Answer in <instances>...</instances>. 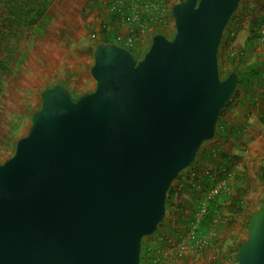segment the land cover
Listing matches in <instances>:
<instances>
[{
	"label": "water",
	"instance_id": "95a60500",
	"mask_svg": "<svg viewBox=\"0 0 264 264\" xmlns=\"http://www.w3.org/2000/svg\"><path fill=\"white\" fill-rule=\"evenodd\" d=\"M241 0H180L175 31L142 56L93 48L92 90L41 91L26 135L0 163V264H141L167 193L212 139L241 81L219 49ZM239 264H264V205L250 216Z\"/></svg>",
	"mask_w": 264,
	"mask_h": 264
},
{
	"label": "rangeland",
	"instance_id": "374dc122",
	"mask_svg": "<svg viewBox=\"0 0 264 264\" xmlns=\"http://www.w3.org/2000/svg\"><path fill=\"white\" fill-rule=\"evenodd\" d=\"M247 1L244 0L243 5ZM84 4L85 0H55L40 20L24 51L10 63L3 78V90L0 95V163L14 153L18 139L27 134L32 114L40 108L42 103L41 91L56 84L57 81L54 82V79L56 80L58 76H71L70 71L67 68L66 71L64 66L71 67L79 59H86V56L91 58L92 62L94 61V56L90 52L91 46L95 42L92 33L100 21L101 15L98 8L93 5L88 4L85 9H82ZM242 9L243 6L238 10L236 18L241 16ZM174 31L175 25L171 20L167 34L172 35ZM147 49L138 50L137 54L142 56ZM45 68L47 70L43 72ZM49 78L51 82L46 83ZM88 84L82 81L81 87L85 86L87 91L92 90L96 85L95 79L93 78ZM70 86L73 88V85ZM243 90L245 89L242 85L232 104L238 103V97L241 96ZM81 93L83 92L80 89L73 90V94ZM213 140H207L204 146H210ZM197 167V165H193L184 169L179 178L173 181V189L177 187L181 179L186 180L188 174ZM258 174L259 171L251 172L247 178L249 192L245 197L243 209L245 212L264 204V184ZM192 194V191L183 187L177 203L180 200L185 201ZM171 206V204L166 206L164 224L154 234H159L164 230L169 224V217L175 215L172 213ZM234 221L233 224H229L228 221L225 222L222 219L218 227H210L212 231L210 241L213 247L210 250L211 254L198 253L195 259L204 260V264H239L235 259L237 244H233L235 248L231 250L232 243L238 242V240H232V237L240 227V238L244 240L247 237L249 219L241 212ZM154 234L143 238V247L150 241H154L156 247L153 254L161 255V252L166 249L165 245L168 244L160 242V234L159 236ZM167 259L173 264L188 263L181 262L179 256L175 253L172 254L171 251L168 253Z\"/></svg>",
	"mask_w": 264,
	"mask_h": 264
},
{
	"label": "crops",
	"instance_id": "0c3cea01",
	"mask_svg": "<svg viewBox=\"0 0 264 264\" xmlns=\"http://www.w3.org/2000/svg\"><path fill=\"white\" fill-rule=\"evenodd\" d=\"M88 4L96 8L95 1L91 3V0H85L82 9H85V6ZM252 22L257 23L255 27L257 39L253 47H248L246 49L244 56L248 73L250 74L253 71L254 79L253 77L249 78V81L244 83L243 86L245 90H243L241 96L238 97V103L231 104L226 111L224 122L228 129V134L222 133V137L219 136L213 140V143L220 145L221 150L227 151L233 155H239L240 158L238 161L230 162L228 168H226L223 173H220L219 170H215V166L213 165H207V168L198 166L188 174L186 180L181 179L179 181L178 184H183L184 187L192 191L193 194L192 196L190 195V198H186L185 201L180 200L181 203H177L180 195H178V197L172 196L171 208L172 213L175 215L169 217L168 226L159 233L160 242L168 244L165 246L170 250L177 248L180 242L187 237L190 227L197 220L203 206L206 207L209 203L208 201L212 197L216 195L229 197L234 194L236 184L238 183V176L245 180L244 186H249L247 182L248 176H250L251 172L259 171L260 164L264 163V0H248L244 3L241 16L237 17L230 24V29L237 31L233 42H231V47L240 48L245 45ZM113 24L115 25L114 22ZM115 26L117 27V25ZM153 35H149L150 41ZM109 36L113 37L114 35L109 34ZM99 38L100 35H98L97 41H99ZM148 40L149 39H146V41ZM147 47V42H144L141 46L136 45L134 48L143 51ZM92 63L91 58L86 56V59H79L78 62L72 64L71 67L65 65V70L67 71L68 69L71 76H58L56 80L54 79V82L63 83L72 93L74 89H80L82 92H85L87 90H85V86L81 87V83L83 81L88 84L93 79L92 74L89 73ZM45 70H47V68H45L43 72H45ZM47 82H51L50 78L46 83ZM70 85H73V88H71ZM207 175L212 179V182L208 186L203 183V179ZM217 186H221L220 192L210 196L209 193L211 190ZM229 203V198L221 201L220 210H218V213L212 219V224L206 225L202 223V215L200 216L201 233L210 240L212 235L210 227H218L222 219L226 222L233 218L232 214L229 213ZM241 212L242 214L246 213L245 210ZM224 214L226 215L224 216ZM238 215L235 219L238 218ZM239 229L241 230V227L238 228L236 234L233 235V237L236 236L238 242L242 240L240 238L241 231ZM159 234L156 233L154 235L159 236ZM233 237L232 240H234ZM212 241L214 240L212 239ZM155 244L154 241H150L143 247L145 259H152L156 247ZM233 244L234 243H232L231 250L235 248ZM212 248L211 246L210 248L200 251L188 250L181 259V262H188L185 264H204V260H197L195 256L203 252L204 254H211L210 250ZM167 261L170 262L169 260ZM194 261H196V263H193Z\"/></svg>",
	"mask_w": 264,
	"mask_h": 264
},
{
	"label": "trees",
	"instance_id": "16d2710c",
	"mask_svg": "<svg viewBox=\"0 0 264 264\" xmlns=\"http://www.w3.org/2000/svg\"><path fill=\"white\" fill-rule=\"evenodd\" d=\"M55 0H0V95L3 90V78L6 75V72L9 69V65L12 61L17 59V56L20 55L30 40L31 36L33 35L37 25L39 24L40 20L43 18L45 13L47 12L48 8ZM96 2V0H91V3ZM244 0H241V3L237 10L231 16L229 20L224 34L222 43L219 49V67L220 73L223 77L228 76V74L235 70L241 76V81L238 85L237 91L235 95L229 100L226 104L225 108L222 111V114L219 118L217 124V130L215 136L212 138L215 139L216 137L223 136L222 133L228 134V129L226 128V124L224 122V115L227 109L231 106L233 99L238 95V90L240 86L247 83L249 78L254 79V72L248 73L246 67V60L244 56V52L248 47H253L256 43L257 34H255V27L257 25L256 22L251 23L249 34L246 38L245 45L237 48L231 47V42H233L237 31H233L230 29V24L236 19V14L239 9L242 8ZM174 21V20H173ZM162 33L167 34V31H163ZM168 35V34H167ZM113 37L107 36L102 32L100 34L99 41L95 40V43L92 44L90 52L93 54V48L99 42L102 41H113ZM149 47V46H148ZM147 47V48H148ZM146 48V49H147ZM129 49L138 55V50L134 47H129ZM139 56V55H138ZM250 75V77H249ZM76 95V94H74ZM206 141L203 142L201 145L196 158L190 164V167L193 165L200 166L201 168H207V165L215 166V170H219L220 173L225 172V169L228 168V164L233 161L239 160V155H233L227 151H223L220 149V145L216 143H212L210 146L205 147ZM186 169V168H185ZM183 171V170H182ZM181 171V172H182ZM181 172L175 178H179ZM259 178L261 179L262 183L264 184V163L260 164L259 168ZM212 182L210 176H206L203 179V183L208 186ZM245 180L238 176V183L236 184L235 193L228 196H214L208 202L205 211L202 214V223L209 225L212 224V219L220 210L221 201L226 199H230V203L228 205L229 213L232 214L233 218L228 220L229 224H233L235 221V217L241 213L244 209L245 204V197L249 192V186H244ZM174 194V189L171 185L166 199V206L171 204L172 196ZM264 205V204H261ZM260 205V206H261ZM253 208L245 213V216L249 219L251 214L257 209ZM196 211V210H195ZM198 212V211H197ZM164 223L161 224L159 229L163 226ZM249 225V224H248ZM231 226V225H230ZM158 229V230H159ZM157 230V231H158ZM234 240H237L236 236L233 237ZM244 240L239 242H234L237 244L236 253L240 245ZM144 248L142 246V252ZM234 250V249H232ZM154 255V254H153ZM235 259H237V255H235ZM163 261V260H162ZM167 264V262H163ZM141 264H154L153 258L152 259H145L144 254H141ZM168 264H171L168 262Z\"/></svg>",
	"mask_w": 264,
	"mask_h": 264
},
{
	"label": "built area",
	"instance_id": "2783aa9c",
	"mask_svg": "<svg viewBox=\"0 0 264 264\" xmlns=\"http://www.w3.org/2000/svg\"><path fill=\"white\" fill-rule=\"evenodd\" d=\"M178 1L180 0H96V7L101 17L94 28L92 38L97 39L98 35L104 32L107 36L113 34L114 42L128 48L141 46L144 42H147L149 46L151 35L168 30L173 20L172 7ZM146 39H149V42ZM183 187V184H178L173 195L178 197ZM220 190L221 186H217L209 194L216 195ZM205 209L206 207L203 206L197 220L190 227L187 237L177 248L170 250L166 247L161 255H153L154 264H164L163 262L168 264L167 255L170 251L182 259L188 250L200 251L212 246L210 239L200 230V216ZM169 263L173 264L171 261Z\"/></svg>",
	"mask_w": 264,
	"mask_h": 264
}]
</instances>
